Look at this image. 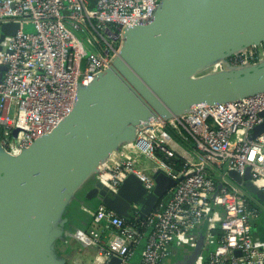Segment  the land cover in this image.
I'll return each instance as SVG.
<instances>
[{"label":"built area","instance_id":"2783aa9c","mask_svg":"<svg viewBox=\"0 0 264 264\" xmlns=\"http://www.w3.org/2000/svg\"><path fill=\"white\" fill-rule=\"evenodd\" d=\"M162 0H0V31L20 29L0 40V147L19 156L51 133L73 110L81 88L105 73L119 56L126 30L153 18ZM26 24L34 33L24 32ZM2 33L0 32V39ZM264 63V42L218 59L197 77ZM264 93L190 111L136 127L99 166L95 179L112 193L135 175L152 192L154 174L176 181L145 218L132 204L131 221L106 204H83L90 224L81 236L101 264L113 258L132 264L146 240L141 264H168L175 243L199 248L194 264H264L253 220L251 193L229 176L251 172L264 191ZM176 165H181L179 169ZM206 225L200 237L196 231ZM241 254L238 255L237 252ZM65 264H74L69 258Z\"/></svg>","mask_w":264,"mask_h":264},{"label":"water","instance_id":"95a60500","mask_svg":"<svg viewBox=\"0 0 264 264\" xmlns=\"http://www.w3.org/2000/svg\"><path fill=\"white\" fill-rule=\"evenodd\" d=\"M9 26L3 27L0 40ZM262 42L264 0H162L152 19L126 30L112 66L79 90L73 110L51 133L16 157L0 147V264H62L54 251L62 212L99 164L135 138L138 125L201 103L264 93V63L192 77L218 59ZM4 69L0 66V79ZM262 132L264 123L253 136ZM229 176L264 203V191L251 181L250 169L244 175L232 170ZM154 177V190L142 185L143 200H137L143 217L176 184L163 172ZM132 182L142 184L130 175L112 193L97 181L86 197L100 198L128 219L116 197ZM194 251L189 264L199 248ZM108 264H119V259Z\"/></svg>","mask_w":264,"mask_h":264},{"label":"crops","instance_id":"0c3cea01","mask_svg":"<svg viewBox=\"0 0 264 264\" xmlns=\"http://www.w3.org/2000/svg\"><path fill=\"white\" fill-rule=\"evenodd\" d=\"M95 175L89 177L83 184V186L79 189L81 190L85 188V192L82 194L83 197L75 198L73 197L70 202L66 205L64 211L62 212L60 219H59V228L60 232L59 234L61 236L56 237L54 241V251L57 255V258L61 261L62 264H65L67 260L70 258L74 264H91L93 262V258H90V260H86V255L84 257L79 256L77 258L76 249H73L72 251L68 249L65 250L67 252V256L64 257L62 250L57 246L59 242H70V240L79 241L80 243L83 242L81 239L82 234L88 228L90 224V217L85 214L81 206L83 204H90V205H98L100 203H103L100 198H93V199H87L86 194L95 187L96 185V179L94 180ZM93 182V183H92ZM92 184V185H91ZM244 187V186H243ZM246 191V187H244ZM143 187L142 184L134 183L130 184L127 188H125L119 197H116L119 206H123L126 208L128 213V219H132L134 216L132 204H138L140 206V213H141V207L142 204L139 203L137 200L140 201L142 199V193H143ZM76 193V196L79 194ZM249 192V191H248ZM170 191L165 195L166 198L169 196ZM75 196V195H74ZM146 196V195H145ZM164 196V197H165ZM146 198V197H145ZM143 200V199H142ZM251 204L252 206L258 208L259 210V216L253 220V233L255 236L256 244L264 247V203L260 201L257 197L251 194ZM142 216V215H141ZM143 217V216H142ZM145 218V217H143ZM206 228V225H202L199 227V229L196 231V234L200 237L204 233ZM57 243V244H56ZM146 240L143 241V243L139 246V248L134 253L131 262L132 264H141L143 254H144V247H145ZM88 253H92V251H97L96 248L87 247ZM173 256L168 260V264H189L190 260L194 256V249H192L189 246H184L178 243H175L173 246ZM84 252V251H83ZM81 255V254H80ZM98 259V258H97ZM96 259V260H97ZM96 264V261H95ZM194 264V262H192Z\"/></svg>","mask_w":264,"mask_h":264},{"label":"rangeland","instance_id":"374dc122","mask_svg":"<svg viewBox=\"0 0 264 264\" xmlns=\"http://www.w3.org/2000/svg\"><path fill=\"white\" fill-rule=\"evenodd\" d=\"M8 25H10L9 26V28H8V30H5V32H6V34H8V35H13V34H15L19 29H20V24H18V23H5V24H3L2 25V28H1V33H3V27L4 26H8ZM24 32H26V33H34L35 32V26L33 25V24H26L25 25V27H24ZM206 68L207 67H205V68H203L201 71H199L198 73H200V72H202V71H204V70H206ZM207 75V74H206ZM94 180H95V178H94ZM93 183V182H92ZM92 185V184H91ZM79 191V190H78ZM85 192V188H83L82 190H81V192L79 191V194L76 196V194H75V198H80V197H83V193ZM78 193V192H77ZM87 195V194H86ZM57 244V243H56ZM61 250H62V253H63V255H64V257H66L67 256V252H65V250L66 249H68L69 250V252H70V250L72 251L73 249H76V256H77V258L79 257V256H81V257H84L85 255H86V260L88 259V260H90V258H93V256L94 255H96V253H97V251H92V253L90 254V253H88V248H87V245L84 243V242H81L80 243V240L79 241H74V240H70V242H59V244L57 245ZM91 249H92V247H91ZM84 251V252H83ZM81 254V255H80ZM102 261H103V258L100 256V257H98V259L96 260V264H101L102 263ZM89 264H90V262H89Z\"/></svg>","mask_w":264,"mask_h":264},{"label":"trees","instance_id":"16d2710c","mask_svg":"<svg viewBox=\"0 0 264 264\" xmlns=\"http://www.w3.org/2000/svg\"><path fill=\"white\" fill-rule=\"evenodd\" d=\"M90 1H91L92 5H93V4H94V0H90ZM176 167L180 169L182 166H181V165H176ZM126 220H127V221H131L132 219H126ZM59 232H60V229H57L54 233H55L56 235H58ZM60 236H61V235H60ZM56 237H58V236H55V238H56ZM138 248H139V247H138ZM138 248H137V249H138Z\"/></svg>","mask_w":264,"mask_h":264},{"label":"bare ground","instance_id":"6f19581e","mask_svg":"<svg viewBox=\"0 0 264 264\" xmlns=\"http://www.w3.org/2000/svg\"><path fill=\"white\" fill-rule=\"evenodd\" d=\"M192 77H193V78H197V75H196V74H193ZM98 257H100V256H98ZM98 257H97V258H98ZM102 262H103V261H102ZM99 264H100V263H99Z\"/></svg>","mask_w":264,"mask_h":264}]
</instances>
